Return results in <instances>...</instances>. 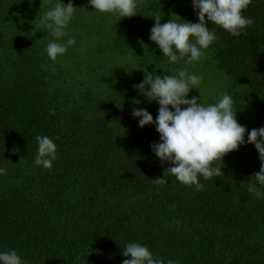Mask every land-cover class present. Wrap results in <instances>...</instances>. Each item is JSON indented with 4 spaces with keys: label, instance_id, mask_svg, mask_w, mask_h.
Wrapping results in <instances>:
<instances>
[{
    "label": "trees",
    "instance_id": "16d2710c",
    "mask_svg": "<svg viewBox=\"0 0 264 264\" xmlns=\"http://www.w3.org/2000/svg\"><path fill=\"white\" fill-rule=\"evenodd\" d=\"M55 3L0 0V251L25 264H122L126 244L139 242L165 264H264V199L246 187L261 166L255 146L214 162L223 173L201 176L197 191L153 153L155 126L132 116L158 115L133 88L145 72L187 68L204 77L188 98L227 93L240 124L264 126V0L242 11L253 23L238 37L210 23L217 39L192 65L169 63L149 39L153 15L198 22L192 0H139L122 19L73 0L76 44L53 61L39 20ZM38 135L57 145L51 169L34 163Z\"/></svg>",
    "mask_w": 264,
    "mask_h": 264
},
{
    "label": "clouds",
    "instance_id": "9594fccd",
    "mask_svg": "<svg viewBox=\"0 0 264 264\" xmlns=\"http://www.w3.org/2000/svg\"><path fill=\"white\" fill-rule=\"evenodd\" d=\"M138 3L139 0H88L94 11L117 14L121 19L137 15ZM250 3L251 0H192L198 22L184 19V22H178L171 16L167 22L161 23L163 16L153 15L155 23L149 39L155 42L169 63L183 60L185 65H192L206 58V50L217 39L210 23L237 37L253 23L251 18L242 14ZM75 8L73 0L66 4L63 0H56L55 6L40 16V26L54 37L46 46L47 55L53 61L76 44L75 37L67 31ZM64 37H67L66 41L62 39ZM203 79V75L189 72L187 68L162 76L154 71L145 72L142 81L133 88L148 103L159 105L158 115L154 119L146 108L136 107L132 111L133 118H138L141 128L155 126L160 141L151 145L153 153L161 164H169L166 170L178 182L195 186L197 191L204 188L200 183L201 176L209 180L223 173L222 167L214 166V162L223 161L226 154L239 150L242 145H254L261 166L246 187L249 194L264 199V126L248 131L240 124L234 101L227 93H220L218 100L207 104L202 102L201 95L188 98L193 89H199ZM36 141L38 148L34 163L51 169L58 158L56 143L47 135H38ZM4 172L5 169L0 168V174ZM155 180L159 184L167 182L165 176ZM122 255L128 257L122 264H165L162 259L154 257L148 246L139 242L127 243ZM0 264L25 262L15 249H9L0 251ZM167 264L174 262L169 260Z\"/></svg>",
    "mask_w": 264,
    "mask_h": 264
}]
</instances>
